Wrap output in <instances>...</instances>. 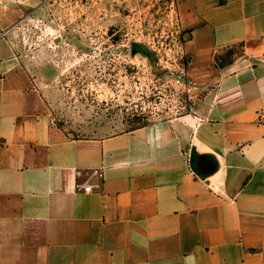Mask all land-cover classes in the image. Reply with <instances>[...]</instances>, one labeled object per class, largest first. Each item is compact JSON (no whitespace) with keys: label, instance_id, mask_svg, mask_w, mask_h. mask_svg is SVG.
I'll return each mask as SVG.
<instances>
[{"label":"crops","instance_id":"crops-1","mask_svg":"<svg viewBox=\"0 0 264 264\" xmlns=\"http://www.w3.org/2000/svg\"><path fill=\"white\" fill-rule=\"evenodd\" d=\"M40 3L0 0V264H264V0H175L201 94L97 139L53 126L15 52Z\"/></svg>","mask_w":264,"mask_h":264},{"label":"rangeland","instance_id":"rangeland-1","mask_svg":"<svg viewBox=\"0 0 264 264\" xmlns=\"http://www.w3.org/2000/svg\"><path fill=\"white\" fill-rule=\"evenodd\" d=\"M187 38L175 0H41L10 34L53 126L96 139L190 110Z\"/></svg>","mask_w":264,"mask_h":264},{"label":"water","instance_id":"water-1","mask_svg":"<svg viewBox=\"0 0 264 264\" xmlns=\"http://www.w3.org/2000/svg\"><path fill=\"white\" fill-rule=\"evenodd\" d=\"M191 167L192 169L200 174V164H199V161H198V155L195 154V152L193 151L192 154H191ZM207 175V171L205 170L204 166H203V178Z\"/></svg>","mask_w":264,"mask_h":264},{"label":"trees","instance_id":"trees-1","mask_svg":"<svg viewBox=\"0 0 264 264\" xmlns=\"http://www.w3.org/2000/svg\"><path fill=\"white\" fill-rule=\"evenodd\" d=\"M234 53H235V51H234ZM233 57H234V54H233V56H231L230 59H228V60H226V61H223V62H221V63H218V62H217L216 66H217V67H222V66H225V65L229 64V63L233 60ZM217 59H218V58H216V61H217Z\"/></svg>","mask_w":264,"mask_h":264},{"label":"built area","instance_id":"built-area-1","mask_svg":"<svg viewBox=\"0 0 264 264\" xmlns=\"http://www.w3.org/2000/svg\"><path fill=\"white\" fill-rule=\"evenodd\" d=\"M92 186H88L86 184H82L80 188H83V189H90Z\"/></svg>","mask_w":264,"mask_h":264}]
</instances>
